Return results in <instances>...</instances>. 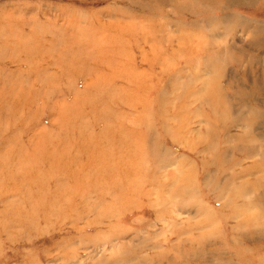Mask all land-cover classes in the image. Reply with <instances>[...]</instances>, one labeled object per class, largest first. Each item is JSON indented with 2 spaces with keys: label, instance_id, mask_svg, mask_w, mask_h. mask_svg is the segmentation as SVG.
<instances>
[{
  "label": "rangeland",
  "instance_id": "rangeland-1",
  "mask_svg": "<svg viewBox=\"0 0 264 264\" xmlns=\"http://www.w3.org/2000/svg\"><path fill=\"white\" fill-rule=\"evenodd\" d=\"M0 57V172L81 152L0 179V264H264V0H0Z\"/></svg>",
  "mask_w": 264,
  "mask_h": 264
},
{
  "label": "bare ground",
  "instance_id": "bare-ground-1",
  "mask_svg": "<svg viewBox=\"0 0 264 264\" xmlns=\"http://www.w3.org/2000/svg\"><path fill=\"white\" fill-rule=\"evenodd\" d=\"M64 50V49H63ZM104 51H102V53H103ZM0 67H6V66H8V65H10L12 62V59L11 58H9L8 57V59L6 60V59H4V58H2V57H0ZM2 60H5V61H2ZM24 85H22V86H20V88H19V92H24ZM15 87H8V85L7 84H5V86H4V89H3V91H6V90H8L9 92L10 91H12L13 89H14ZM28 89V87L26 88V90ZM2 91V90H1ZM11 93V92H10ZM34 99V98H33ZM25 101H27L26 99H25ZM34 101H35V99H34ZM33 101V104L35 103ZM37 102V101H36ZM2 105H4L3 103H2ZM2 105H0L1 106V110H2V108H3V106ZM6 109V108H5ZM2 112V111H1ZM61 128V127H60ZM61 132H62V130H60ZM125 141V143H124V145L125 146H131V145H133L131 142H130V140H128V139H125L124 140ZM123 141V142H124ZM97 140H94L93 142H92V144L93 145H97ZM121 142H122V139H121ZM100 144H102L101 142H100ZM103 145V144H102ZM67 149H64V150H62L61 152H59L57 155H61V156H63V158H61L60 160H59V162L58 161H56V163H54L53 165L51 164V166H47L46 168H44V170H42L43 172H40L39 170H38V167H35L34 169H33V171L31 172V173H28L27 171H26V166H27V164H29V159H26V163L24 164H22V168H17V169H10V170H8V172H4V173H2V172H0V179H3L4 177H8L11 181H13L15 178H18L19 180H21V181H25L26 180V182L28 181V182H32V184L33 183H36V184H39V186L41 187V190H43L44 189V187L46 186V185H48L50 182H52V181H54V185H53V190H52V194H51V197H50V199L49 200H47L48 201V203H50L52 206H55V207H57L58 205H61V204H63L64 202H63V192H64V190L66 189V188H68L69 189V187H68V185H67V183L66 182H64V181H62V180H59V181H57L56 182V178H55V176H61V175H65V176H72V174H69V170H66L65 171V169H64V167L67 165L69 168H71L70 170H72L73 169V166H69V164H70V160L67 162V158H64V157H67V154L69 153V155H71V158L73 159V160H77L78 159V156L81 154V152L80 151H76V152H72V148L73 147H71V145L67 142ZM81 147H87L88 148V152H90V149H91V146H90V144H89V141H85L84 143H83V145L81 146ZM80 148V147H79ZM81 151L83 150V149H80ZM128 152H129V149H128ZM101 154H105V150H103L102 152H101ZM100 154V152L99 153H97L96 154V152L95 151H93V153H92V156H91V159H90V161L92 162H94V161H97L100 157H103V155H101ZM64 160H66V162H62V161H64ZM121 160L122 159H118L117 161H116V163H119V162H121ZM58 162V163H57ZM75 162H77V161H72L71 162V164L72 165H74V163ZM0 163H1V161H0ZM104 168V167H103ZM20 169H22L21 170V172H19L20 171ZM66 169H67V167H66ZM131 170H133V172H135L136 173V171H137V169H134V168H130ZM73 171V170H72ZM22 172H25L24 174H26L27 173V175L25 176V178L23 179L21 176H20V174H22ZM65 172V173H64ZM97 179H99V178H97ZM110 179L112 180L113 179V177H110ZM48 180H50V181H48ZM191 179H190V176H188L187 177V179H186V181L184 182V184H183V186L186 188V193L188 192V193H190L189 191H192V187H191V181H190ZM47 181V182H46ZM13 186H14V188H16V186L15 185H10V188H13ZM9 187V186H8ZM9 190V189H8ZM44 195H47V194H44ZM41 196V195H40ZM66 206H69V205H67V203H65L64 204V207H66ZM46 208H47V206H45ZM70 207V206H69ZM68 207V208H69ZM67 208V207H66Z\"/></svg>",
  "mask_w": 264,
  "mask_h": 264
}]
</instances>
